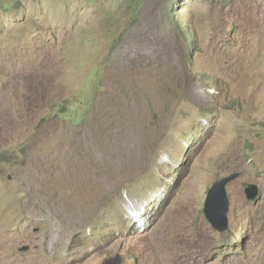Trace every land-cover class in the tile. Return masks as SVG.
<instances>
[{"label":"rangeland","instance_id":"obj_1","mask_svg":"<svg viewBox=\"0 0 264 264\" xmlns=\"http://www.w3.org/2000/svg\"><path fill=\"white\" fill-rule=\"evenodd\" d=\"M252 263L264 0H0V264Z\"/></svg>","mask_w":264,"mask_h":264},{"label":"water","instance_id":"obj_2","mask_svg":"<svg viewBox=\"0 0 264 264\" xmlns=\"http://www.w3.org/2000/svg\"><path fill=\"white\" fill-rule=\"evenodd\" d=\"M239 174V171H234L229 175L221 176L213 183L206 194L204 212L217 228L226 227L228 224L227 213L230 207V197L227 183L228 180L235 179ZM245 190L250 200L256 199L260 192L259 185L256 183H249Z\"/></svg>","mask_w":264,"mask_h":264},{"label":"bare ground","instance_id":"obj_3","mask_svg":"<svg viewBox=\"0 0 264 264\" xmlns=\"http://www.w3.org/2000/svg\"><path fill=\"white\" fill-rule=\"evenodd\" d=\"M252 258V257H251ZM247 259V258H246ZM254 259V258H253ZM250 263H251V261H250ZM255 263V262H254ZM253 264V263H252Z\"/></svg>","mask_w":264,"mask_h":264},{"label":"clouds","instance_id":"obj_4","mask_svg":"<svg viewBox=\"0 0 264 264\" xmlns=\"http://www.w3.org/2000/svg\"><path fill=\"white\" fill-rule=\"evenodd\" d=\"M260 193V192H259ZM258 197V196H257Z\"/></svg>","mask_w":264,"mask_h":264}]
</instances>
